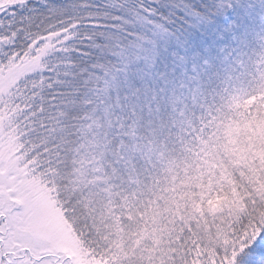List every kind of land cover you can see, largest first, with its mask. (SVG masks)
Segmentation results:
<instances>
[{"label": "snow or ice", "instance_id": "snow-or-ice-1", "mask_svg": "<svg viewBox=\"0 0 264 264\" xmlns=\"http://www.w3.org/2000/svg\"><path fill=\"white\" fill-rule=\"evenodd\" d=\"M0 264H264V0H0Z\"/></svg>", "mask_w": 264, "mask_h": 264}]
</instances>
